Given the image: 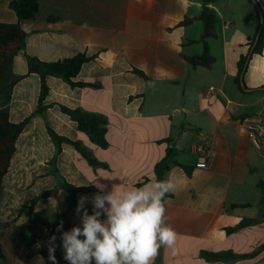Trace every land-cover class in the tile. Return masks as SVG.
I'll list each match as a JSON object with an SVG mask.
<instances>
[{"label":"crops","instance_id":"obj_1","mask_svg":"<svg viewBox=\"0 0 264 264\" xmlns=\"http://www.w3.org/2000/svg\"><path fill=\"white\" fill-rule=\"evenodd\" d=\"M11 1L0 0V23H17ZM256 1L264 9V0ZM207 7L216 33L206 39L214 59L209 69L186 61L204 50L199 40L203 23L196 19L201 0H39L35 18L20 22L26 45L14 55L12 73L24 77L12 87L8 121H29L2 179L0 264H45L40 253L48 251L52 235L58 245L59 222L64 231L81 226L52 173L55 146L47 128L79 142L99 163L90 164L73 145L62 144L55 167L76 187L95 178L109 192L114 185L118 190L143 187L155 180L154 166L167 149L175 163L192 169L188 176L171 164L164 174L175 184L164 204L176 243L175 252L161 247L154 264H264V205L258 187L264 184V138L261 149H255L242 122L257 117L264 123V50L250 57L242 91L234 81L259 20L248 0H211ZM79 54L91 60L74 81L87 86L48 77L46 110L34 114L40 78L26 75L27 57L54 62ZM60 106L103 117L108 147L101 149L79 132ZM197 145L208 149V158L194 152ZM87 187L93 190L77 193V202L98 192L92 184ZM46 191L49 195L30 216L19 213ZM242 219L259 220L226 232ZM203 251L247 256L214 261L204 259Z\"/></svg>","mask_w":264,"mask_h":264},{"label":"trees","instance_id":"obj_2","mask_svg":"<svg viewBox=\"0 0 264 264\" xmlns=\"http://www.w3.org/2000/svg\"><path fill=\"white\" fill-rule=\"evenodd\" d=\"M201 1L202 11L200 15L196 17V19L203 23V31L200 35L199 40L203 43L204 50L200 55L187 57L186 61L193 68L201 67L209 69L213 64L214 59L207 50L206 39L216 36L214 30L215 18L207 7L211 0ZM248 1L254 6L259 22L256 33L250 41L247 54L242 56L237 63L238 74L235 77L234 81L241 91L243 90L241 87V85H243V75L247 69L250 57L252 56V54H260L262 50H264V9L260 7L256 0ZM9 7L16 14L18 21L14 24L0 23V194L2 179L8 171L10 159L15 152L16 139L29 121V118H26L18 124H12L8 121V104L10 102L12 87L24 77V75L16 76L12 73V59L14 55L17 52L23 50L26 45V33L21 28L20 22L35 18L39 10V0H12L9 3ZM189 22L190 21L186 20L181 24L183 25ZM89 60H91V58L83 54L54 62H44L32 57H27L26 75L36 74L40 78V92L34 114L41 115L46 110V106L43 104V102L48 95V87L46 84V79L48 77L59 78L71 87L87 86V84L75 82L74 79L78 75L81 66ZM135 72L145 77L141 72L137 70H135ZM60 110L76 123L78 131L86 135L92 143H94L101 149H106L108 147V142L106 139V120L103 117L95 114L85 113L79 109H69L63 106H60ZM47 133L55 146V155L50 161V165L52 166V173L58 180V187L61 188L66 194L68 201V210L76 209V194L79 192H90L93 190V188L76 187L72 184L67 183L60 176L55 167V159L56 156L60 153L62 144L67 143L73 145L77 152L81 156H83L90 164L98 165L99 163L91 158L88 152L83 147H81V144L79 142L71 141L65 137H61L50 128H47ZM172 152V149H167L165 151L164 157L155 164L154 181H163L164 174L168 171V168L171 164L180 166L188 176L191 175V168L181 166L173 161ZM258 187L262 192L260 204L264 205V184L260 183ZM49 193V191H46L43 194L35 197L30 201L29 205L21 207L19 213L26 211L27 215L30 216L36 203L39 200L46 198ZM170 197L171 193L169 192L166 194L163 202H165V200ZM85 206L87 207L89 214H91L92 206L87 204ZM258 220L259 219H242V221L236 227L228 228L226 229V232H234L237 229L255 224ZM57 243L58 248L55 250L57 264L68 263L63 258V249L59 247L61 243L60 233L58 234ZM40 254L43 257L45 264H51V261H49L48 258V251H42ZM201 256L206 260L223 261L226 259L246 257L247 255H237L232 252L211 253L203 251L201 253Z\"/></svg>","mask_w":264,"mask_h":264},{"label":"clouds","instance_id":"obj_3","mask_svg":"<svg viewBox=\"0 0 264 264\" xmlns=\"http://www.w3.org/2000/svg\"><path fill=\"white\" fill-rule=\"evenodd\" d=\"M89 184L98 192L91 198H78L75 213L81 226L64 231L61 220L56 228L60 233L59 247L68 264H154L161 247L175 252L176 233L166 223L163 202L166 194L174 191V183L153 181L122 190L114 185L109 192L95 178L77 187ZM86 203L92 204L91 214ZM102 216L106 219L102 220ZM56 240V235H52L46 242L51 264H57Z\"/></svg>","mask_w":264,"mask_h":264},{"label":"built area","instance_id":"obj_4","mask_svg":"<svg viewBox=\"0 0 264 264\" xmlns=\"http://www.w3.org/2000/svg\"><path fill=\"white\" fill-rule=\"evenodd\" d=\"M215 91L213 87L208 88V93L212 94ZM244 128L247 133L248 140L252 146L260 150L262 144V138H264V123L257 117H247L243 121ZM194 152L201 155L204 158L209 157V151L202 145H197L194 148Z\"/></svg>","mask_w":264,"mask_h":264},{"label":"water","instance_id":"obj_5","mask_svg":"<svg viewBox=\"0 0 264 264\" xmlns=\"http://www.w3.org/2000/svg\"><path fill=\"white\" fill-rule=\"evenodd\" d=\"M257 38V37H256ZM242 87H243V85H242Z\"/></svg>","mask_w":264,"mask_h":264}]
</instances>
